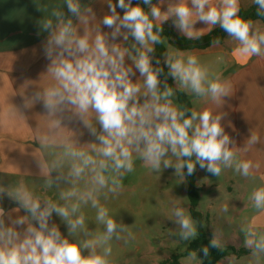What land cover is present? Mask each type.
<instances>
[{
	"label": "clouds",
	"instance_id": "9594fccd",
	"mask_svg": "<svg viewBox=\"0 0 264 264\" xmlns=\"http://www.w3.org/2000/svg\"><path fill=\"white\" fill-rule=\"evenodd\" d=\"M164 2L159 0L153 5L152 0H143L149 6L145 11L140 5L133 6L132 0H118V3L107 0L110 14L97 23L90 6H82L80 0H65L68 12L79 18L83 35L78 34L73 20L65 19L59 9L51 12L54 19L41 21L43 29L50 30L43 47L45 57L50 60L46 75L51 77V82L34 93L25 107L42 101L50 130L61 129L62 114L70 111L83 121L98 143L80 148L66 138L61 144L63 152L53 160L45 159L39 149L34 153L40 174L46 178V189H52L60 180L69 185L58 192L59 202L34 196L22 180L8 188L0 186V196L6 193L19 203L13 211L27 212L17 217L13 226H5V211L0 208V264H111L110 242L113 239L127 242L134 237L128 226L109 215L100 197L103 195L107 200L109 194L122 190L124 175L134 171V153L153 172L174 167L181 181L184 169L192 175L197 164L216 177L222 168L233 166L244 177L250 175L252 163L237 161L236 156L237 152H247L259 138L251 134L245 147L237 148L222 125L226 113L173 106L175 90L166 82L161 89L163 68L153 66L150 54L154 53L155 45L164 43L162 24L169 18H174L175 27L189 40L219 26L238 42L234 54L244 62L252 56H264V31L251 20L240 17V0H177L161 11ZM253 3L257 6V16L264 17V0ZM117 7L124 10L123 16ZM198 21L208 27L196 30L194 25ZM101 24L111 28V33L102 32ZM121 36L124 42L131 36L135 43L124 46L109 42V38L115 41ZM219 43V39L211 41L213 46ZM164 55L168 75L180 90L223 106L231 86L220 73L211 72L196 55H185L179 49L172 51L171 46ZM126 58L132 61L131 65L126 66ZM134 68L141 77L136 82L132 80L136 74ZM20 118L23 119L22 114ZM51 142L48 136L41 137L42 146ZM169 156L175 157L176 162L168 159ZM65 167L66 175L52 177L54 170ZM251 200L255 209L264 211V188L254 190ZM88 205L96 210L95 219L103 225V232H90L85 226L81 209ZM222 211L227 212L228 206L224 205ZM53 212L66 223L67 237L58 226H49ZM172 216L181 240L189 241L198 235L197 222L178 201H173ZM16 225L27 227L21 233ZM242 231L245 247L251 249V256L258 262L264 255V235H258L253 225ZM210 246L221 249L218 231ZM202 251L208 256L209 247Z\"/></svg>",
	"mask_w": 264,
	"mask_h": 264
},
{
	"label": "crops",
	"instance_id": "0c3cea01",
	"mask_svg": "<svg viewBox=\"0 0 264 264\" xmlns=\"http://www.w3.org/2000/svg\"><path fill=\"white\" fill-rule=\"evenodd\" d=\"M112 2L118 3V0H112ZM169 2L175 3L177 0H165L161 5V11L167 10ZM80 3L82 6H90L93 9L97 23L104 15L110 14L107 0H80ZM158 3L159 0L152 4ZM253 6H255L253 0H240V10H249ZM53 9L62 10L65 19L71 18L73 24L78 27V34H84L79 18L68 12L65 0H0V186L5 188L14 186L22 180L28 189L31 187L29 189L31 192L38 189L42 192L41 184L46 178L40 174L38 168L37 157L34 155L37 149L44 154L45 159L53 160L63 152L61 144L66 138L75 142L80 148H87L94 142L98 143L83 121L70 111L66 110L62 114L61 129L50 130L49 118L42 101L25 107V103L33 97L34 93L41 91L42 87L51 82V77L46 75L50 60L45 57L43 47L50 30L45 31L41 21L54 19L51 16ZM117 12L121 16L124 14V10L119 7ZM252 22L264 31L263 21L258 19ZM155 23L160 22L155 21ZM162 27L171 28L177 35L186 37L175 27L174 18L163 22ZM207 27L199 21L194 25L196 30ZM100 28L102 32L109 34L112 31L103 24ZM122 31L126 30L122 29ZM211 31L204 30L202 35L198 34L194 39L206 36ZM109 42L124 46L135 43L131 36L127 42L123 41L122 36L117 37L115 41L109 38ZM169 46L172 51L177 50L167 42L165 52L169 50ZM236 47L238 42L226 33L219 45L211 44L204 48L181 50L185 55H196L211 72L220 73L222 79L231 86L230 96L224 97L222 107H218L207 97H196L181 90L191 96L193 110L201 112L207 109L213 114L226 113L222 119V125L225 132L235 141L237 148L245 147L251 134L259 138L258 143L251 145L247 152H237V161L251 162L254 166L248 177L237 172L235 166L222 168L221 174L216 177L197 164L195 186L199 191L201 212H205L202 202L206 197H209L210 204L207 210L215 209V200L218 196L232 197L234 200L231 201V207L228 206V211H233L235 215L231 220L232 225L237 228L253 225L258 235H264V211L255 209L251 200L254 190L264 188V56H252L244 62L234 56ZM165 59L164 55L163 62L166 65ZM125 64L129 66L132 61L126 58ZM134 71L136 74L132 80L136 82L141 77L138 70L134 68ZM163 86L164 82L161 81V89ZM175 87L180 90L176 83ZM172 99L173 106H179L174 97ZM142 102L143 98H141ZM20 114L23 115V119L20 118ZM97 131H101L99 125H97ZM44 136H48L52 141L47 146L41 145V137ZM133 159L134 171L132 172L136 175V188L151 189L155 182L159 187H167L165 182L176 179L180 182L182 191L188 195L186 178L184 176L181 181L182 178L175 173L174 167L162 168L159 173H156L137 154H133ZM168 159L173 163L176 162L175 157L169 156ZM51 175L53 177V172ZM18 207L19 203L6 193L0 196V208L5 211V226H13L12 222L17 217L27 215L24 209L19 212L13 211ZM222 208L223 206L219 212L226 213L222 211ZM15 227L23 233L27 225ZM238 243L236 246H230L236 249H242L245 246L244 241ZM244 248L250 250L248 255H251V249Z\"/></svg>",
	"mask_w": 264,
	"mask_h": 264
},
{
	"label": "rangeland",
	"instance_id": "374dc122",
	"mask_svg": "<svg viewBox=\"0 0 264 264\" xmlns=\"http://www.w3.org/2000/svg\"><path fill=\"white\" fill-rule=\"evenodd\" d=\"M66 172V167L54 170L53 178L61 173L66 175ZM44 183L41 184L42 192L38 191L39 189L34 190L35 192L32 191L34 196L41 198L46 196L57 202H59L58 192L69 186L66 181L60 180L53 185L52 189H46ZM122 184L123 188L118 194H109L107 200L103 195L100 197V203L108 208L109 215L118 223L122 222L128 226V231L133 233L134 237L127 239V242L115 239L110 242L112 247V255L109 257L111 264H163L166 261L170 262L174 255H183L197 236L189 241L181 240L178 236V226L172 220L174 219L172 216L173 201H178L180 206L185 208L186 213L190 214L188 195L182 191L180 182L176 179L172 182H165L167 187H159L155 182L151 189L147 187L139 189L135 187L137 184L135 173L129 172L124 175ZM160 184L163 185L162 182ZM232 200L234 198L229 196H218L215 200L214 210H207L210 205L209 197H206L202 202L205 209V212L202 213L206 218L203 227L212 237L218 231L221 248H226L229 245L236 246L238 242L245 239L242 229L246 228H237L231 223L235 216L233 211L219 212L221 206L227 205L229 202L230 204L227 206L231 207ZM41 206L44 207L43 201H41ZM81 211L85 215V226L90 232H103V225H100L95 219V209L88 205L83 206ZM33 223L36 222L33 221ZM52 225L58 226L62 235L68 236L66 223L55 212L49 218V226ZM179 264H202L201 252H193L180 258ZM217 264H264V255H261L258 262L251 255L242 257L231 255Z\"/></svg>",
	"mask_w": 264,
	"mask_h": 264
},
{
	"label": "trees",
	"instance_id": "16d2710c",
	"mask_svg": "<svg viewBox=\"0 0 264 264\" xmlns=\"http://www.w3.org/2000/svg\"><path fill=\"white\" fill-rule=\"evenodd\" d=\"M158 0H152L156 2ZM132 4L134 6L140 5L145 11L149 10V6L143 3V0H132ZM257 6H253L249 10H240V17L247 20H261L264 23V17L257 16ZM163 31L161 32V39L164 41L163 44L155 45L154 53L150 54L153 59L154 67H162L163 72L160 75V80L164 83L166 82L168 86L172 87L175 90L174 99L179 107H187L188 109H192V98L185 92L178 90L175 87V81L173 78L168 75V68L164 64V54L166 50V43H171L176 49L179 50H188L193 48H204L208 45H211V41L219 39L222 42L223 37L226 32L220 27L212 30L208 35L200 37L198 39L189 40L186 37H182L176 34V32L171 28L162 27ZM159 61L157 64L156 62ZM190 114V113H189ZM198 166L196 165L195 172L192 175L187 174V169H184V176L187 182V193L188 200L190 205V215L191 217L198 223V235L196 239L189 245L188 249L183 255H174L172 256V260L170 262H164L163 264H179L180 258L184 256H188L193 252H201L202 255V264H217L222 259L234 255L237 257H242L248 255L250 250L248 249H236L234 246H227L226 248H214L210 246V241L212 240V236L208 234V232L204 229L203 224L206 221V218L202 212L199 211V191L195 186V179L197 174ZM42 208V206H41ZM208 246L209 254L205 256L202 249Z\"/></svg>",
	"mask_w": 264,
	"mask_h": 264
},
{
	"label": "water",
	"instance_id": "95a60500",
	"mask_svg": "<svg viewBox=\"0 0 264 264\" xmlns=\"http://www.w3.org/2000/svg\"><path fill=\"white\" fill-rule=\"evenodd\" d=\"M234 56H235V54H234Z\"/></svg>",
	"mask_w": 264,
	"mask_h": 264
}]
</instances>
